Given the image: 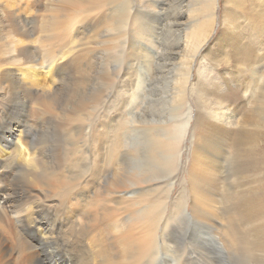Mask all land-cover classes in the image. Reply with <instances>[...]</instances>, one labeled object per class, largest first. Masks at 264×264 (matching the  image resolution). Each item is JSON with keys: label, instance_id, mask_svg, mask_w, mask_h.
Returning <instances> with one entry per match:
<instances>
[{"label": "bare ground", "instance_id": "1", "mask_svg": "<svg viewBox=\"0 0 264 264\" xmlns=\"http://www.w3.org/2000/svg\"><path fill=\"white\" fill-rule=\"evenodd\" d=\"M184 1L80 0L78 5L84 7L75 31L81 28L84 36L91 33L87 38L92 37V43L83 41L79 33L84 39L76 46L73 41V50L45 58L44 74H53L65 65L73 66L77 74L68 82L61 71L64 83L50 80L52 88H45L49 84L45 75L42 79L36 75L30 54L15 50L22 55L23 68L8 67L14 61L5 57L2 36L29 37L32 22L23 15L31 8L18 6L17 0L0 5V94L2 98L8 95L0 107V137L5 138V129L10 131L9 115L21 117L26 107L31 112L29 129L41 122L34 118L36 96L47 105L55 103L50 110L54 117L50 130L56 134L51 144L29 149L13 127L10 144L17 151L10 154L0 147V264H89L93 257L87 252L94 239L89 242L90 234L99 230L101 220H106L102 225L108 238L98 251L100 264H217L214 257L221 250L227 256L223 264H264V184L245 187L244 183L246 173L260 163L257 143L263 142L258 118L264 108V75L257 72L264 67V55L254 49L264 35V2L222 0L224 8L219 10L216 0H198V7L192 3L183 11ZM209 41L215 42L218 54H224V61L234 67L230 59L237 60L240 54V67L253 80L254 88L243 90L248 108L231 126L205 120L206 109L192 108L195 97H188L195 54ZM161 82L171 85L169 95L157 92ZM210 82L209 77L198 89L211 88L214 102L216 98L233 102L230 83H225L226 91L221 93L213 82L208 87ZM39 89L46 94H39ZM156 93L159 96L154 100ZM165 104L170 111L163 120L158 106ZM73 151L79 157L72 160ZM185 153L190 160L185 162L182 176L196 208L194 218L209 230L217 209L223 212L221 230H215L218 236H213L220 246L215 250L205 245V239L204 246H198L200 236L192 233L190 247H180L172 238L174 226L170 229L165 218L159 247L150 237L159 216L151 210L155 201L149 197L172 186L181 171L179 158ZM104 158L108 164L103 166L100 161ZM78 159L85 161V170L71 167ZM131 161H137L136 168L129 167ZM113 163L123 165L111 173ZM218 178L224 180L222 194L217 190ZM86 200L92 202V210H82ZM154 200L161 202L160 196ZM101 201L108 206H101ZM10 211L14 221L9 219Z\"/></svg>", "mask_w": 264, "mask_h": 264}, {"label": "rangeland", "instance_id": "2", "mask_svg": "<svg viewBox=\"0 0 264 264\" xmlns=\"http://www.w3.org/2000/svg\"><path fill=\"white\" fill-rule=\"evenodd\" d=\"M0 1H1L0 5H4L6 2H9V0H0ZM3 1H4V3H2ZM10 1L13 2L16 0H13V1L10 0ZM188 1H190V2H188ZM197 1L198 0H186V1H184L183 8H182L183 11L189 10L188 8H189L190 4H192V3H195V5H197V6H195V5L193 6V4H192L191 5L192 7H198ZM250 1L253 3L261 2V1L264 2V0H250ZM18 2H19V4H17ZM79 2H80V0H17V3L16 2L11 3V5L14 7L17 5L18 6L20 5L23 7H30L31 8V10H30V12H28V14L23 13L24 14L23 19L32 22L31 23V27H32L31 29L32 30H31V33L29 34V37H27L26 35H22L21 37H17L18 35H12L11 37H14V38H10L8 34L2 36V40L6 44L4 47H2V49H4L5 51L7 50L6 51L7 54L5 55V57H9V58L13 59V61H14V62H10L8 67H11V68L17 69L18 71H21L20 68H23V66L21 65L22 60H19V59H22L21 56L23 54H30L32 56L31 59L33 60V62L35 64V69H36L35 72L37 73L36 75H40L39 76L40 79H42L41 77H43V75H45V79H46L45 81L49 82V84L46 85L45 88H48L47 86H50L49 88H52V82L51 81H53L54 84H57L60 81L63 82L62 72H64L66 74V76L68 77L67 78L68 82L73 81V79H75L76 75H77L75 73L76 71L72 70V69H74L73 66L67 65L68 66L67 67L65 65V67L63 69H61V70L59 69V70L53 72V74L52 73L49 74L50 77L48 74L47 75L44 74L43 71H46L45 66L47 63H45L46 62L45 58L48 55H55L56 56V55H59V54H62L64 52L68 51V49L73 50V45L76 46V44H79L80 43L79 41H82V39H84V38L87 40L84 39L83 41L92 43V41H91L92 39H90L92 37L87 38L88 36L91 35V33H88L87 35L84 36L85 33L84 32L81 33V31H80L81 28L77 32L75 31L77 26L79 27L78 23H80L79 21L81 18V16H79V15H81V9H82V7H84V5L79 6L78 5ZM216 3H217V9L222 10L224 8V2L222 4V0H216ZM13 4H17V5H13ZM221 4H222V8H221ZM218 15H220V14H218ZM79 33L83 34L84 38H81ZM75 35L78 36L80 38V40H79V38L77 39ZM72 38H74V39H72ZM14 39H15L16 43H14ZM17 39L18 40L20 39L22 42L20 40L18 41ZM69 41H71V42L69 43ZM73 41L75 42V44H73ZM251 42H253V41H251ZM263 47H264V35H262L259 42L257 41V46L254 49V52H257L260 55H264L263 54L264 53ZM15 50L18 51L20 54L22 53V55L19 56L18 52H15ZM74 53H77V54H74ZM72 54L74 56H78V52H73ZM17 56H19V57H17ZM55 56H54V58H55ZM155 57H156V55H155ZM155 57L152 61L153 64L156 61ZM54 58H52V59H54ZM220 58H221V60H220ZM224 58H225L224 54H221V53L218 54V52L216 51L214 41L206 42L203 45V47L197 51V53L195 54L194 60H193V68L190 72L191 73L190 74L191 84H190V88H188V90H189L188 91V97L189 96H190V98L192 96L195 97V99L192 101L193 104H191L192 108L198 109L200 107V108L206 109L203 111V115L205 116V120L212 121L215 124L217 123L219 125L221 123H222V125L223 124L225 125V123L228 122L226 126H231V125H234L233 123H234V121H236L235 119H237L240 116L241 111H242V113H244L248 108L247 107V100L243 96L246 93V91H243L244 88H249V90H250V89L254 88V86H253V80L250 78L248 72L247 71L243 72V68L240 67V59H241L240 54H239V57L237 60H235L233 58L230 59V60L234 61V64L236 65V67H234V65L231 62L227 63L226 61H224ZM216 60H217V62H216ZM70 67H73V68L70 69ZM205 69H206V71H205ZM71 71H73L75 74ZM261 73H263V75H264V67H263V69L261 68L257 72V74L259 76H263ZM65 74H63V75H65ZM71 75H72V77H71ZM74 76H75V78H74ZM209 77L211 79V82H213V84L215 85L218 92H221V93L226 91V88H225L226 84L225 83L231 84L230 87H233L231 89V94L234 93V97H235V99H233V102H231L232 104L230 102H227V100H225L224 98H216L215 102L212 101V94H211V97L209 94L211 88H207V89L203 88V91H202V89H198V84H201L202 82L207 80ZM69 78H70V80H69ZM211 82L209 83L208 87H210V84H212ZM161 83H163V84L162 85H156L157 92L161 91L160 96L169 95L171 92V85L167 82H161ZM39 86H37V87L42 88ZM158 88H159V91H158ZM223 88H225V89H223ZM5 90L6 89H3V92H6ZM39 91H40L39 94H41V93L46 94L44 91H42V89H39ZM158 96H159V93H156L153 96L154 100ZM7 97H8V95H6L5 98H2V93L0 94V107L3 104H5ZM40 97L36 96L33 99V104H34L33 107H34V115H35L34 118L36 117L37 118L36 120H41V122L40 123L37 122L36 125H34V127H31L29 129V127L27 125L29 115L31 114L28 107L24 108L25 113L21 117L20 116H14L13 114L9 115L8 126H10V131L5 129L2 132V134H4V136H5V138L0 137V147L3 148L6 152H9L10 154H12V153H15L17 151L16 146L14 144H10L11 130L13 127L16 128L15 133L19 134L18 138L22 142V145L26 146L29 149L33 146L36 147L37 145L38 146L49 145L55 140L56 134L50 130L52 128L51 123L54 122V117L50 114V110L55 105V103L53 104L51 101V104L47 105L43 102H39ZM196 101L199 103L205 102V105L200 104L197 106L194 103ZM158 107H159V111L163 112L162 113V119L163 120L168 119L166 113H169L170 109H168L166 107V104L165 105H159ZM263 107H264V103L262 104V108ZM194 109H193V113H192L193 115L195 113ZM123 110L126 112L125 107L123 108ZM262 110H263V112H261ZM262 110L260 111V115H259L261 118H258L259 119V125H260V127H258V130L260 132L259 134L262 135L260 137L263 138V142L261 145L257 143V147L259 148L258 152L261 154L260 155L258 153V160L260 163L258 164L256 170H252V168H250V171L248 173H246V175L244 177L245 187L256 185L257 183L264 184V120H263L264 119V108ZM175 114L178 115V113H175ZM122 115H123V113H121L119 115V117H122ZM44 116H45V119L43 118ZM49 119L51 120L50 123H49ZM33 120H35V119H33ZM13 136L17 137V135H13ZM56 150H57V154L60 155L61 150L58 148H56ZM72 155H73V157L71 159L72 160L76 159L79 157V152L73 151ZM220 155H221V151H218L217 156H220ZM211 156H209V157L211 158ZM254 157H257V156H254ZM218 159H219V161H222V160H220V157ZM188 160H190V157L186 153L184 154L183 157L179 158V161L181 163V164L179 163V165H180L179 169L181 171H179L177 173V175L175 176V179H173V184L171 187L163 188L161 191H158L156 193L154 192L155 193L153 195L154 197H149L150 200L152 199L153 201H155L154 202L155 204H153L151 206L152 207L151 210H153V213L155 212L156 215L159 216V218H157V222H158L157 228L152 229L151 233L149 231L148 235L150 233L151 234L150 237L155 238V239L153 238V241L159 247L161 229H162V227H165L164 226L165 225L164 220L168 219L167 222L170 223V229L172 228V226H174V230H175L174 232L171 233L172 238L175 237V239H177V241H178L177 243L178 244L180 243L179 246L180 245L181 246L186 245V246L190 247V244H189L190 240L189 239H190L191 233H192V235L198 234L196 236H200L197 238L198 246L199 245L204 246V244L206 242V244H205L206 246L209 245V246L213 247V249L215 250V247H217L218 245L216 243L217 241L214 239L213 236L215 235V230L216 231L221 230L220 228L223 225V223H222L223 222V220H222L223 212L221 209H217V213H215V217L213 216V219L211 220V229H209V230H207V229L210 227L205 225V223H203L202 220L194 218L197 216L196 208H195V205L193 204L192 196H191L190 192L188 191V189L186 188L187 187L186 184L184 183V176H182L184 173V171L182 169L184 167H186L185 169H187V163L185 164V162L186 161L188 162ZM137 161H131L129 163V167L132 169L134 167L136 168V166L138 165ZM104 162H106L105 158L100 161V164L103 166L108 164V161H107V163H104ZM141 164H142V162H141ZM112 165H113V168L114 167L115 168L111 170V173L113 171H116L118 169V167L122 166L123 164L122 165L116 164V166H115V164L113 163ZM71 167H78V168L81 167L82 170L83 169L85 170L86 163H85V161L83 162L80 159H78L76 161V164H72ZM151 171H153L152 168H151ZM222 171L225 173L224 167H223ZM224 173H223V175H224ZM162 178H165V176ZM8 180H9V177L7 178V180L3 179L2 181H8ZM217 183H218L217 184V188H218L217 190L219 191L218 193L221 192V194H222V190L224 188V180L218 178ZM220 189H221V191H220ZM153 191H156V190H153ZM156 196H160V200H161L160 203H158L157 200H154L156 198ZM86 201H83L84 202V203L82 202L83 204L81 203L82 210L83 211L92 210L90 208V206H91L90 204H92V202H88V201L86 202ZM107 203H105V201H101V206L106 207ZM109 205L111 206V204H109ZM45 206H47V205H44V207ZM118 206L116 208H120L121 204ZM222 206L223 205L220 204L219 208H221ZM0 207H1V205H0ZM46 208L48 209L49 207L47 206V207H45V209ZM193 210H194V212H193ZM98 211L99 210L96 209V211L94 212L95 214H97L96 218L99 217ZM8 215L10 216L9 219L12 218L11 219L12 221L15 220L14 213L12 214V212L10 211L8 213ZM218 215L220 217H218ZM82 216L86 217V215H84V214H82ZM214 218H215V220H214ZM103 223H106V220L105 221L101 220L100 223L97 224V227H99V230H102V231L99 232V230H97V229L92 230L91 234H90V238H89L90 239L89 242H91L92 238H94V239L91 243H89L90 249H88L87 255L90 257L92 256L93 258L92 257L91 258L94 260V261L93 260L92 261L96 262V264H100V261H97L100 259L99 255H98V251L101 248L102 243H103V245H105L104 242L108 238V237H106L107 235H104V232L105 231L108 232V230L106 227H104V225H102ZM214 223H215V225H214ZM180 224H181V227H180ZM182 224H183V226H182ZM195 224L197 226H195ZM4 225L6 226V224H4ZM139 225H136L135 228L139 229ZM202 225H203V227H201ZM177 227H179V228H177ZM197 227H200L201 229L204 228L203 229L204 232L201 231V229L197 230L198 229ZM205 230H207L208 232ZM212 230H214V232ZM144 231L145 230H142V232H144ZM210 231H211L212 235L209 233ZM177 232H178V234H177ZM184 232H186L185 235L183 234ZM200 232L202 235L200 234ZM206 232H207V234H210L211 236L207 235ZM134 233L136 234L137 231H135ZM98 234H100L101 236L100 235L98 236ZM177 236L178 237L179 236H185V237H183V240H180V238H176ZM202 236H204V237H202ZM215 236H218V234ZM199 238H201L202 240L198 241ZM31 239L33 241H36L35 237L33 235L31 237ZM101 241H103V242H101ZM218 247H220V246H218ZM92 252L93 253L95 252L94 254H96L99 258L94 254L92 255ZM219 252H220V255L219 256L215 255L214 260L219 262V263L217 262V264H223L225 262V260L227 259V256L223 250H221ZM90 253H91V255H90ZM210 253H212V252L210 251ZM95 256H96V259H94ZM92 261H90L89 264H91ZM75 264H81V263L79 261H75ZM170 264H172V262Z\"/></svg>", "mask_w": 264, "mask_h": 264}]
</instances>
